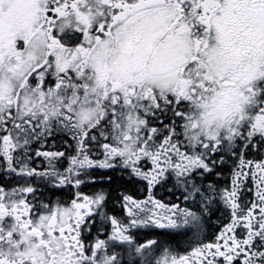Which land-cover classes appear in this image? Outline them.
<instances>
[{"label":"snow or ice","instance_id":"6c2138e0","mask_svg":"<svg viewBox=\"0 0 264 264\" xmlns=\"http://www.w3.org/2000/svg\"><path fill=\"white\" fill-rule=\"evenodd\" d=\"M0 264H264V0H0Z\"/></svg>","mask_w":264,"mask_h":264}]
</instances>
